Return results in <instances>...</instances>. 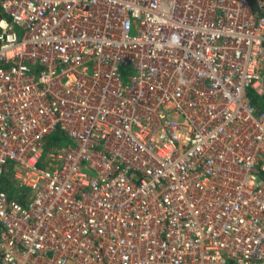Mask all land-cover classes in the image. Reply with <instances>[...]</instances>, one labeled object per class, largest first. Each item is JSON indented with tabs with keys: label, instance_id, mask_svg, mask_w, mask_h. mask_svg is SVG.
<instances>
[{
	"label": "built area",
	"instance_id": "2783aa9c",
	"mask_svg": "<svg viewBox=\"0 0 264 264\" xmlns=\"http://www.w3.org/2000/svg\"><path fill=\"white\" fill-rule=\"evenodd\" d=\"M250 92L264 0H0V264H264Z\"/></svg>",
	"mask_w": 264,
	"mask_h": 264
},
{
	"label": "rangeland",
	"instance_id": "374dc122",
	"mask_svg": "<svg viewBox=\"0 0 264 264\" xmlns=\"http://www.w3.org/2000/svg\"><path fill=\"white\" fill-rule=\"evenodd\" d=\"M20 34H21V33L19 32V35H20ZM122 79H123V81H124V83H125L126 85L129 83V74H128V72H126V73L123 75ZM250 97H251L252 100H254V98H255L256 96H255V94H254L253 92H250ZM59 136H60L59 133H56V134H54L53 136H51V137L49 138V141H48L49 146L54 145V143H58V142H60L61 138H60ZM58 137H59V138H58ZM57 138H58V139H57ZM6 177H8V175L3 176L2 181H1V183H2L4 186H6V184H8V182H9V178H6Z\"/></svg>",
	"mask_w": 264,
	"mask_h": 264
},
{
	"label": "trees",
	"instance_id": "16d2710c",
	"mask_svg": "<svg viewBox=\"0 0 264 264\" xmlns=\"http://www.w3.org/2000/svg\"><path fill=\"white\" fill-rule=\"evenodd\" d=\"M253 101V104L256 105L260 110L264 111V98L255 97ZM60 137V136H59ZM58 137V138H59ZM57 138V139H58ZM55 144V143H54Z\"/></svg>",
	"mask_w": 264,
	"mask_h": 264
}]
</instances>
